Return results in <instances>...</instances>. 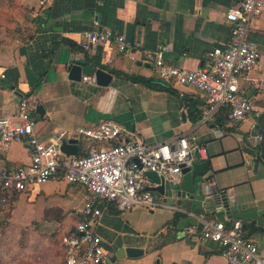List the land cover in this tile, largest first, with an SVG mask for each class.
I'll return each instance as SVG.
<instances>
[{
	"label": "crops",
	"instance_id": "obj_1",
	"mask_svg": "<svg viewBox=\"0 0 264 264\" xmlns=\"http://www.w3.org/2000/svg\"><path fill=\"white\" fill-rule=\"evenodd\" d=\"M15 1L23 17L8 29L7 20H0V117L15 115L26 97L36 118L37 135L49 140L65 134L66 140H78L79 156L87 153L91 141L76 136L77 130L94 129L107 121L136 133L148 145L187 136L204 148L196 160L211 166L206 174L208 189L227 196L229 212L222 207L212 212L191 201L187 193L184 200L174 198V204L146 209L152 215L161 214L153 223L138 221L134 209L122 212L102 202L94 232L103 239L110 258L120 264H226L219 244L185 235L191 225L201 228L202 215L226 223L243 222L246 236L264 252V90L257 86L264 78V12L250 31L261 64L242 82L254 99V113L240 127H232L229 117L223 125L217 118L200 124L205 93L191 86L162 85L149 54L167 44V57L177 66L186 70L204 67L214 47L228 44L231 27L226 15L242 0H43L44 17L38 14L42 0ZM5 9V1L0 0V14ZM95 29H109L138 47L120 52L115 43H108L87 52L82 48L84 34ZM73 62L83 67L81 82L69 78ZM98 69L113 76L108 86L84 80L95 77ZM132 78L145 79L151 86ZM38 106L44 111L38 112ZM254 121L257 132L250 130ZM256 133L263 137L258 143L253 139ZM0 153L9 167L31 162V151L24 142L15 141ZM25 193L34 201L58 203L61 224L75 223L65 236L81 221L88 197L83 186L58 178L10 198L20 200ZM152 195L162 197L159 203L167 198ZM155 224L159 228L150 232ZM126 248L144 253L119 258L117 253Z\"/></svg>",
	"mask_w": 264,
	"mask_h": 264
},
{
	"label": "built area",
	"instance_id": "obj_2",
	"mask_svg": "<svg viewBox=\"0 0 264 264\" xmlns=\"http://www.w3.org/2000/svg\"><path fill=\"white\" fill-rule=\"evenodd\" d=\"M40 5L42 11L38 14L44 17L45 1ZM263 12L264 0H242L235 4L226 15L231 27L228 44L214 47L207 55L205 66L197 70L183 69L169 60L167 44H161L149 54L157 78L163 84L191 86L205 93L200 124L211 123L222 107L229 108L228 125L232 127H240L242 122L252 118L254 99L242 87V82L261 64V53L250 38V31ZM108 43H115L120 52L138 47L109 29H95L84 34L82 48L89 52L95 46ZM84 80L96 83L95 77ZM257 86L264 90V78L259 79ZM35 127L36 118L26 97L22 98L15 115L0 117V152L15 141L24 142L31 151V162L14 168L7 166L0 153V204H6L13 193L27 192L57 178L83 186L88 197L81 212L82 219L75 230L63 238L65 264H120L110 258L103 239L94 232L95 222L102 214L99 205L109 202L122 212L166 207L156 202L148 190L153 184L147 174L154 172L170 185L178 186L181 166L191 167L204 150L187 136L148 145L136 133L107 121L94 129L77 130L76 136H85L91 144L85 155L67 156L61 151L65 134L42 140ZM250 130L257 132L256 121ZM253 139L258 143L263 137L256 133ZM200 222L201 228L191 225L185 235L219 244L226 264H264V252L256 241L246 236L243 222L227 224L206 215L200 217ZM261 240L264 242V231Z\"/></svg>",
	"mask_w": 264,
	"mask_h": 264
},
{
	"label": "rangeland",
	"instance_id": "obj_3",
	"mask_svg": "<svg viewBox=\"0 0 264 264\" xmlns=\"http://www.w3.org/2000/svg\"><path fill=\"white\" fill-rule=\"evenodd\" d=\"M2 1H5L6 12L0 14V20H7L8 29L23 16H20L15 0ZM154 199L158 202L162 197L155 195ZM161 203L174 204L175 200ZM139 209L142 208L134 209L138 221L153 223L161 217L157 211L152 215L146 209ZM62 217L58 203L34 201L26 193L20 196V200L0 204V264H65L63 238L75 223L61 224ZM159 226L155 224L148 230L156 231Z\"/></svg>",
	"mask_w": 264,
	"mask_h": 264
},
{
	"label": "water",
	"instance_id": "obj_4",
	"mask_svg": "<svg viewBox=\"0 0 264 264\" xmlns=\"http://www.w3.org/2000/svg\"><path fill=\"white\" fill-rule=\"evenodd\" d=\"M112 75L108 72L98 69L95 73V79L98 86L106 87L112 81ZM69 78L72 81L81 82L83 80V67L78 62H73L69 70ZM44 111L42 106H38L37 111ZM61 151L67 156H77L79 154L78 140H64L62 142ZM182 168V181L178 190L177 186H172L166 182L163 177H160L154 172L147 174L152 182V186L148 190L153 194L166 196L165 202L168 199L178 198L186 199L187 193H190L189 199L198 202L201 206H206L207 210L215 212L220 207L228 210L229 202L227 196L220 191L208 189L206 183V174L211 168L209 162H199L195 160L191 167H186L184 164ZM181 203V201H180ZM144 251L139 248H126L117 253L119 258L130 257L136 258L143 255Z\"/></svg>",
	"mask_w": 264,
	"mask_h": 264
},
{
	"label": "trees",
	"instance_id": "obj_5",
	"mask_svg": "<svg viewBox=\"0 0 264 264\" xmlns=\"http://www.w3.org/2000/svg\"><path fill=\"white\" fill-rule=\"evenodd\" d=\"M133 80H136V81H139V82H141V83H143V84H145V85H148V86H151V83H149L147 80H145V79H142V78H132ZM162 85H165V84H162ZM156 86H158V85H156ZM165 86H167V85H165ZM161 87V86H160ZM229 114H230V110H229V108L228 107H222L219 111H218V113L216 114V116H215V119L217 118V120H216V122L218 123V124H220V125H223L224 124V122H225V118H227V117H229ZM229 120V119H228ZM69 185H73V184H69ZM10 201L11 202H15L16 201V199L14 198V197H12V198H10ZM208 217V216H207ZM235 222V221H234ZM176 223V222H175ZM231 223H233V222H231ZM231 223H227V224H231ZM244 224V223H243ZM244 227H245V225H244ZM246 228V227H245Z\"/></svg>",
	"mask_w": 264,
	"mask_h": 264
}]
</instances>
